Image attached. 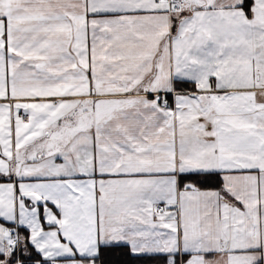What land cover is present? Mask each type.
I'll use <instances>...</instances> for the list:
<instances>
[{"label":"snow or ice","instance_id":"1","mask_svg":"<svg viewBox=\"0 0 264 264\" xmlns=\"http://www.w3.org/2000/svg\"><path fill=\"white\" fill-rule=\"evenodd\" d=\"M0 264H264V0H0Z\"/></svg>","mask_w":264,"mask_h":264}]
</instances>
